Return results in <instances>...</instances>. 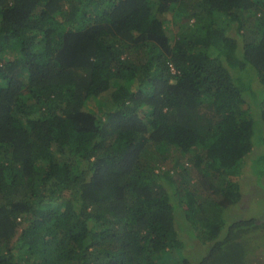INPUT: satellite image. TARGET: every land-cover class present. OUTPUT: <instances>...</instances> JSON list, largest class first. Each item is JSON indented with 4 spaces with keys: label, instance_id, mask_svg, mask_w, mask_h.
Listing matches in <instances>:
<instances>
[{
    "label": "trees",
    "instance_id": "trees-1",
    "mask_svg": "<svg viewBox=\"0 0 264 264\" xmlns=\"http://www.w3.org/2000/svg\"><path fill=\"white\" fill-rule=\"evenodd\" d=\"M258 107L264 0H0V264H264Z\"/></svg>",
    "mask_w": 264,
    "mask_h": 264
},
{
    "label": "rangeland",
    "instance_id": "rangeland-1",
    "mask_svg": "<svg viewBox=\"0 0 264 264\" xmlns=\"http://www.w3.org/2000/svg\"><path fill=\"white\" fill-rule=\"evenodd\" d=\"M187 4V6H186ZM185 6H183V16L178 20V17L176 15L175 12L171 11L169 13L166 14L167 18H172L174 15H176L177 19L176 21H180V23L177 22H173L174 24H171V22H167L171 27L175 26L176 31L178 32H186L187 31V27L185 26V24H188V26H190L192 29H196V22L195 19L189 16L185 19H183V17H185L186 15H188L189 13H191L192 8V2H188L186 3ZM220 14L216 15V20L217 21H222V17L219 16ZM180 25V26H179ZM253 68V67H251ZM252 75V74H249ZM106 98L105 97H99L97 99H94L92 101V105L93 106H97L100 107L102 106V109H105L106 105L104 104V102L106 103ZM108 107V106H107ZM261 107L255 108V134L253 137V143H254V151L253 152H257L262 154V157L258 160H256V158H250V160H247V163L244 164L242 171H239V174H242V177H239V183L241 186H237L240 190H241V194L242 197L241 199L238 201V203L235 205L236 211L232 212L231 209L228 210V215L226 217V226L225 228L231 223H233L234 220V215H243L244 218H248V217H252L253 215H260L261 213H264V121H263V117H262V111H261ZM177 153V151H173L172 153L169 154V159H171L173 157V155H175ZM255 156V155H254ZM166 161L167 163H163V165L161 166L160 169L155 168L154 171H156L157 173H159L161 170L163 169H168L171 168V165L173 164L174 160H169ZM256 160V161H255ZM187 160L183 159L181 162H184V165L186 163ZM189 166L191 165L190 163H188ZM192 166H190L191 168ZM191 175L198 177V172L192 167L190 170ZM171 172H173V174H175L176 176L180 173V171H174L171 170ZM241 187V188H240ZM236 191V190H235ZM183 236L185 238H187L186 234L183 233ZM255 237H257V239L252 243V245L254 246H259L261 245L262 248L260 249H255L253 250V253H251V258L256 260L258 263H262L263 260H261V258H263L264 255V232H259L258 234L255 235ZM196 240H193L192 242L195 243ZM197 242V241H196ZM196 244V243H195ZM194 244V245H195ZM201 246H198L197 249H200ZM192 248V247H191ZM207 248V247H204ZM203 248V249H204ZM192 250V249H191ZM202 252V247L200 249ZM254 251L257 253L259 251L258 254H260V258H258L257 256L255 257L256 253H254ZM200 255L199 253L197 254V256Z\"/></svg>",
    "mask_w": 264,
    "mask_h": 264
}]
</instances>
